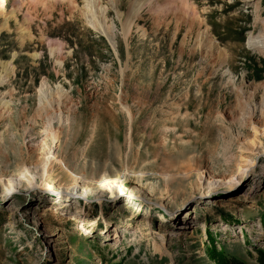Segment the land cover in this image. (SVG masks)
Masks as SVG:
<instances>
[{"label":"rangeland","instance_id":"obj_1","mask_svg":"<svg viewBox=\"0 0 264 264\" xmlns=\"http://www.w3.org/2000/svg\"><path fill=\"white\" fill-rule=\"evenodd\" d=\"M102 2L0 0V264H264V0Z\"/></svg>","mask_w":264,"mask_h":264},{"label":"bare ground","instance_id":"obj_2","mask_svg":"<svg viewBox=\"0 0 264 264\" xmlns=\"http://www.w3.org/2000/svg\"><path fill=\"white\" fill-rule=\"evenodd\" d=\"M113 2H114V0H113ZM144 2L148 3V0H144ZM117 3L118 2L115 1L114 5L116 7V13H117L118 17L121 19V16H122L123 12L121 13V11H119V8L117 7L118 6ZM131 4H132L131 8L129 7L130 8L129 13L127 14L126 18L122 22L123 30H124L125 34H127L129 32V30L132 27V24L134 22V18L139 14V12H140V10L142 8V5H143V3H140L139 0H136V2L131 3ZM83 9L84 10H83L82 14L84 15V17H85L86 21L89 23V25H91L93 28L99 30L105 36L112 38V36H113V25H111V24L108 25L107 22H106L107 21L106 19H107V16H108V8H107V6H105L103 4L102 0H84ZM15 10H16V8H13L10 11L9 15L8 14L5 15L3 22L0 23V32H1V30L4 27L7 26L8 19L10 18V16L14 15ZM263 23H264V21H263ZM27 32H28V30H27ZM263 35H264V33H262V35H261L262 37L260 35L259 36L251 35L249 37V43L253 47H255L257 50H259L261 53L264 54V36ZM50 49H51L52 53L54 51H56V50L59 51L60 43H58L55 46L53 44ZM13 68H14V66L12 65V61H10V60H8V61H0V83L4 82L6 80V78H8L10 76V74H12L14 72ZM57 86H58L57 89H59L61 91L64 90L62 88V86H59V85H57ZM38 92H39V99H40L41 102L46 100L45 102H48L49 105H52V102L48 98L49 97L48 95L51 94V86L49 85L48 81H46L44 79L41 81V84H40ZM7 104H8V102H4L2 105H3V107H7ZM48 104L45 103V105H44L45 112L47 111L46 108L49 107ZM33 122H34V124L37 123L36 120L33 121ZM53 138H56V132L54 133V137ZM82 153H84V152H82ZM55 160H57L58 163L60 164V171L61 172L67 171L69 174H72V172L70 171L69 167L67 166V164H66V162L64 160L58 159V157H56ZM244 168H246V167H244L242 165H239V170H243ZM262 171H263L262 173L264 174V165L262 167ZM119 175L117 174L115 176H103L101 179L96 180L95 183H97V185H98V187L100 189L109 190L111 192V194H114V193H116V189H118L120 187V185L123 184V183H121ZM74 176L76 177L75 174H74ZM140 182L141 181H139V183ZM148 185H151V184H148ZM42 186H43L42 188H44V190H49L50 188H52V185L50 183L46 182V181L43 182ZM152 187L153 186H151L150 188H152ZM72 191L74 192L75 189L73 188ZM92 225H96V222L93 221Z\"/></svg>","mask_w":264,"mask_h":264}]
</instances>
